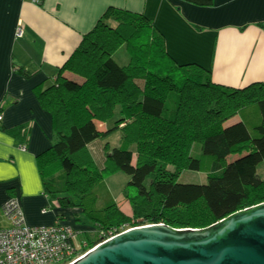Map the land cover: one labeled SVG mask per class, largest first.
<instances>
[{
	"label": "trees",
	"instance_id": "trees-1",
	"mask_svg": "<svg viewBox=\"0 0 264 264\" xmlns=\"http://www.w3.org/2000/svg\"><path fill=\"white\" fill-rule=\"evenodd\" d=\"M181 1L213 5V0ZM121 48L129 56L127 65L113 58ZM16 68L28 79L36 74ZM65 71L80 79L66 78ZM35 91L51 115L55 138L37 157L43 191L57 207L80 210L94 227V234L75 230L79 254L125 228L203 229L264 202V177L258 173L264 165V82L228 87L198 65L178 64L143 13L110 8L56 80ZM116 109L115 128L126 133V141L99 150L100 166L87 147L105 134L98 122L113 120ZM234 117L239 120L227 126ZM26 129H20L22 135ZM196 143L199 158L192 156ZM116 170L130 177L124 197L131 214L103 182ZM185 170H204L207 182L180 183ZM79 237L82 242L76 243Z\"/></svg>",
	"mask_w": 264,
	"mask_h": 264
},
{
	"label": "crops",
	"instance_id": "crops-1",
	"mask_svg": "<svg viewBox=\"0 0 264 264\" xmlns=\"http://www.w3.org/2000/svg\"><path fill=\"white\" fill-rule=\"evenodd\" d=\"M110 8L143 13L178 64L204 68L217 84L245 88L264 82V0H213L209 7L181 0H43L42 5L0 0V211L15 198L30 227L60 221L94 234L82 212L57 207L43 191L37 157L55 138L51 115L35 89L56 80L84 35ZM16 67L36 74L25 78Z\"/></svg>",
	"mask_w": 264,
	"mask_h": 264
},
{
	"label": "water",
	"instance_id": "water-1",
	"mask_svg": "<svg viewBox=\"0 0 264 264\" xmlns=\"http://www.w3.org/2000/svg\"><path fill=\"white\" fill-rule=\"evenodd\" d=\"M72 264H264V202L203 229L136 227Z\"/></svg>",
	"mask_w": 264,
	"mask_h": 264
},
{
	"label": "built area",
	"instance_id": "built-area-1",
	"mask_svg": "<svg viewBox=\"0 0 264 264\" xmlns=\"http://www.w3.org/2000/svg\"><path fill=\"white\" fill-rule=\"evenodd\" d=\"M39 5L41 0H29ZM23 34L18 28V36ZM4 117L0 113V123ZM25 151L26 147H22ZM1 212L9 226L0 227V264H72L88 251L109 239L136 227H129L102 239L92 249L85 253H77L74 227L57 221L51 226L30 227L27 225L20 203L15 198L9 199ZM46 213V211H44ZM146 224L143 226H151ZM87 249V245L83 244ZM87 247V248H86Z\"/></svg>",
	"mask_w": 264,
	"mask_h": 264
},
{
	"label": "rangeland",
	"instance_id": "rangeland-1",
	"mask_svg": "<svg viewBox=\"0 0 264 264\" xmlns=\"http://www.w3.org/2000/svg\"><path fill=\"white\" fill-rule=\"evenodd\" d=\"M126 50L125 48H121L114 56L113 58L115 59L116 62H118V64L121 65H127L129 62V56L128 54L125 53ZM16 66H18V63L15 62ZM74 81L75 80H79L80 78L77 77L75 78V76H73ZM170 107H173V103H170ZM120 119V114H119V109H116V115L114 116L113 120L107 122V123H103V122H98V128L100 130H103V134L97 141L96 143H100L101 144V148H99L98 146L96 147V144L94 146H88L87 147V153L93 158V160L96 161V163L100 166H102L101 163H99L97 161V156H99V150L101 151L105 146H108L109 148H114V147H120L121 142H125L126 141V133L119 129V128H115L117 126V120ZM239 120L238 117H234L232 119H230V121L226 124L227 126L233 124L234 122H237ZM122 126V124L120 125ZM107 131V132H105ZM55 143V139L53 140L52 144ZM131 151L136 155V146H132L131 147ZM202 154V150H201V145L200 143H196L194 144L193 150H192V156L194 158H199L200 155ZM234 156L230 157V159L228 160L229 162L234 160ZM109 163V162H108ZM103 166H105V164H103ZM109 166L112 167V163H109ZM258 173L260 176L264 177V165H260L258 167ZM130 181V177L123 173L120 172L118 170H116L115 172H112L111 174H109L108 176H106L103 180V182L105 183L107 189L110 191L112 197L116 200V202L118 203V205L121 207V209H123L126 213H130L131 214V210L129 208V204L126 203L125 197H124V189L127 186L128 182ZM179 182L180 183H192V184H205L207 182L206 179V173L204 170L202 171H191V170H185L180 178H179ZM79 212H81L80 210H78ZM84 220L86 221V223L89 224V222L84 218ZM90 225V224H89ZM8 226V222L6 220V218L3 216V214H1L0 211V227H4L6 228ZM92 228H94L92 226ZM82 237V235H81ZM79 237V239H76V243L78 242H82V238Z\"/></svg>",
	"mask_w": 264,
	"mask_h": 264
},
{
	"label": "clouds",
	"instance_id": "clouds-1",
	"mask_svg": "<svg viewBox=\"0 0 264 264\" xmlns=\"http://www.w3.org/2000/svg\"><path fill=\"white\" fill-rule=\"evenodd\" d=\"M224 220V219H223ZM222 221V220H221ZM158 225H162V224H158ZM148 227V226H147Z\"/></svg>",
	"mask_w": 264,
	"mask_h": 264
}]
</instances>
